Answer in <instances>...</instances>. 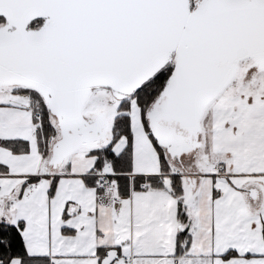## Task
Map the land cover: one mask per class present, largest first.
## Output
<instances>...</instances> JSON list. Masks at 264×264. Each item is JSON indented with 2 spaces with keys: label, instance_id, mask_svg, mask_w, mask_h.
I'll list each match as a JSON object with an SVG mask.
<instances>
[{
  "label": "snow or ice",
  "instance_id": "1",
  "mask_svg": "<svg viewBox=\"0 0 264 264\" xmlns=\"http://www.w3.org/2000/svg\"><path fill=\"white\" fill-rule=\"evenodd\" d=\"M0 264H264V0H0Z\"/></svg>",
  "mask_w": 264,
  "mask_h": 264
}]
</instances>
